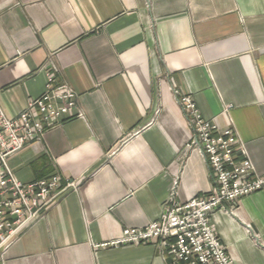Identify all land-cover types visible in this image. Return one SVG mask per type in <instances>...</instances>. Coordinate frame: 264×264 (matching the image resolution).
I'll use <instances>...</instances> for the list:
<instances>
[{"label":"crops","instance_id":"1","mask_svg":"<svg viewBox=\"0 0 264 264\" xmlns=\"http://www.w3.org/2000/svg\"><path fill=\"white\" fill-rule=\"evenodd\" d=\"M48 63L83 116L8 162L23 182L58 172L75 186L0 264H171L153 243L93 245L158 219L171 193L212 188L173 89L233 127L264 173V0H0V113L43 93ZM233 209L210 215L218 238L234 264H264V188Z\"/></svg>","mask_w":264,"mask_h":264},{"label":"built area","instance_id":"2","mask_svg":"<svg viewBox=\"0 0 264 264\" xmlns=\"http://www.w3.org/2000/svg\"><path fill=\"white\" fill-rule=\"evenodd\" d=\"M46 67L43 93L30 99L16 118L0 113V258L63 192L75 186L71 180L61 185L58 172L23 182L8 162L25 145L39 142L49 129L83 116L76 92L67 82L58 80V70L53 65L48 63ZM173 94L192 131L185 147L196 149L204 158L212 188L185 201L171 193L158 219L143 227H124L118 237L93 246L153 243L162 257L170 256L171 264H234L210 222V215L215 210L234 213L233 207L240 198L264 188V173L257 172L245 155L233 127L220 129L213 119L204 118L192 95L178 89H173ZM246 228L250 230L248 224Z\"/></svg>","mask_w":264,"mask_h":264}]
</instances>
